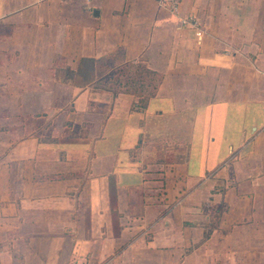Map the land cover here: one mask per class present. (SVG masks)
Here are the masks:
<instances>
[{"label":"crops","instance_id":"1","mask_svg":"<svg viewBox=\"0 0 264 264\" xmlns=\"http://www.w3.org/2000/svg\"><path fill=\"white\" fill-rule=\"evenodd\" d=\"M114 56L163 74L144 108L79 80ZM223 202L263 262L264 0H0V264H222Z\"/></svg>","mask_w":264,"mask_h":264},{"label":"rangeland","instance_id":"2","mask_svg":"<svg viewBox=\"0 0 264 264\" xmlns=\"http://www.w3.org/2000/svg\"><path fill=\"white\" fill-rule=\"evenodd\" d=\"M197 19V18H196ZM198 20V19H197ZM202 29V27H201ZM204 31V30H202ZM117 60H119V56H116L114 58H108L105 60L100 61V63H98V67L96 69H87L86 71H83V73L79 76V80H88L89 78L91 79L93 76H98L100 77V81L102 82L103 79L106 81H103L102 83L107 84V86H105L104 84H101V88L105 87L107 88V90L111 91L112 93H119V82H120V88L122 90V85L125 84L126 81H129L130 84L131 83H136L135 87L137 89V91H141V88H145L148 84H150V82L152 80H154L153 75L150 73V71H148V69H146V67H144L143 65H139V64H131L132 66L128 67L124 66V65H118L120 64L119 62H116ZM90 66V65H89ZM139 66V67H136ZM96 72V73H95ZM108 77V78H107ZM99 81V82H100ZM113 83V84H112ZM100 84V83H99ZM134 86V85H133ZM132 86V87H133ZM143 102V100H142ZM215 152H217L216 150L212 151L210 153V156L207 159V165L206 168L208 169V171H211L214 169L215 167V160L217 159V155L215 156ZM202 165H194L195 171L199 170L200 168H202ZM229 206H227V204H225L224 202L222 203L221 207L216 208L214 210V212H209L207 207L205 208L206 211V217H207V221L206 224L207 226L211 227V229H213L212 234L215 232V230H217V234L215 235L213 242L210 244L209 248L207 247V250L210 251L211 253H214L215 251L220 252L221 254V262L222 264H230L229 261L226 262V256L227 255H231L232 253V237H231V232H227L229 231L226 230L224 228H220V224L222 223V221L224 222H229L230 218L232 217L229 213L228 210ZM237 216V214L235 215ZM228 225V223H227ZM237 225H242V223H239ZM233 240V243L235 241ZM251 242V240H250ZM250 242L248 243L247 239L244 238L242 240V243L240 244H235L234 247L235 249L240 248L238 253H236L239 256V260L236 261V264H264L263 262H260L261 260H259V257L257 256L256 252H259V250L256 249L255 251V256L257 257L254 261H246V255H247V247L250 245ZM193 247V246H192ZM191 247V248H192ZM198 248V246H195ZM189 248V249H191ZM196 248V249H197ZM254 252V251H253ZM187 254L190 252H186ZM260 257L262 258V254H259ZM249 256H252L253 259L254 255L253 253ZM219 261V263H221ZM193 263V261L191 262V264ZM212 264V262L210 263ZM216 264H218V262H216Z\"/></svg>","mask_w":264,"mask_h":264},{"label":"trees","instance_id":"3","mask_svg":"<svg viewBox=\"0 0 264 264\" xmlns=\"http://www.w3.org/2000/svg\"><path fill=\"white\" fill-rule=\"evenodd\" d=\"M114 57H116V56H114ZM118 62L120 63L118 65H124V66H127V67H128V65H129V67H131L132 66L131 64H134V63H124L120 59L118 60ZM136 67H139V66H136ZM146 69H148V68H146ZM148 71H150V73L153 75L154 80H152L150 82V84H148L145 88H141L142 90L139 91V92L137 91V89L135 87L136 83H131L130 84L129 81H126L125 84H123L121 86L122 87V90H121L120 82H119V89H120L119 92L132 94V95H135L136 97H139L140 102L137 103L138 104L137 106H141L143 108L146 106V104L149 101V99L156 95L158 89L160 88V86H161V84L163 82V74H161V73H159L157 71H152L150 69H148ZM59 73H58V75H59ZM73 74L74 73L71 70H63L61 76L63 77L64 80H67V79H72L73 76H74ZM103 81H106V80L103 79ZM102 82L101 81L99 82L100 85L104 84L105 86H107L106 82L105 83H102ZM142 100H143V102H142ZM203 228H204V231H205L204 240H207V239H209L211 237L213 229H211V227L207 226V224L204 225Z\"/></svg>","mask_w":264,"mask_h":264},{"label":"built area","instance_id":"4","mask_svg":"<svg viewBox=\"0 0 264 264\" xmlns=\"http://www.w3.org/2000/svg\"><path fill=\"white\" fill-rule=\"evenodd\" d=\"M162 1L165 4H167L170 9H172L174 11H176L179 8V6L182 2V0H162ZM182 23L184 25H187V26L193 28L197 32L198 37L202 36L203 31L201 29V26H200L198 20L196 18H194L193 16L184 17L182 19Z\"/></svg>","mask_w":264,"mask_h":264}]
</instances>
